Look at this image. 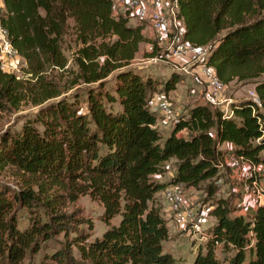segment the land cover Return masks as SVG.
Segmentation results:
<instances>
[{
	"label": "trees",
	"instance_id": "obj_1",
	"mask_svg": "<svg viewBox=\"0 0 264 264\" xmlns=\"http://www.w3.org/2000/svg\"><path fill=\"white\" fill-rule=\"evenodd\" d=\"M1 1L0 23L31 75L44 66L64 67L60 42L69 20L81 42L76 60L87 85L86 111L77 93L45 102L56 96L47 95L34 100L38 110L23 117L18 129L0 133V166L43 180L37 182L43 193L53 189L48 202L62 191L71 201L89 195L103 206L107 227L100 236L74 238L78 259L70 249L51 256L58 264H176L164 250L169 230L155 195L172 183L197 186L214 177L228 152L221 148L225 142L233 144L235 154L264 163V79L255 82L259 103L251 98L231 102V117L195 103L164 137L148 105L153 82L131 64L147 41L143 27L123 14L112 15V0ZM177 2L183 39L210 46L206 64L224 84L264 73V14L253 0ZM178 79L172 73L165 90ZM28 92L32 87L0 67V111L19 107ZM172 157L176 170L170 180H162L163 163ZM29 185L12 194L0 186V264H23L28 250L37 252L42 242L65 231L56 213L48 220L33 216L19 229L12 208L17 202L31 208L38 192ZM211 206L214 222L192 264H264V205L245 216L232 214L240 209L223 198ZM115 216L118 223L110 224ZM219 246L227 253L222 259L215 254Z\"/></svg>",
	"mask_w": 264,
	"mask_h": 264
},
{
	"label": "rangeland",
	"instance_id": "obj_2",
	"mask_svg": "<svg viewBox=\"0 0 264 264\" xmlns=\"http://www.w3.org/2000/svg\"><path fill=\"white\" fill-rule=\"evenodd\" d=\"M253 1L255 9L264 14V8H262L264 0ZM256 16L257 14L247 16V22L254 20ZM68 22L69 25L65 29L60 42L61 51L66 59L64 67L44 66L41 72L31 75L30 72L26 71V62L20 55L14 56L12 60L0 63L2 70L15 74L24 84L32 87V93L28 92L25 99L19 103V107L9 106L6 110L0 111V133L18 129L23 117L38 110L39 106L34 103V100L47 95L55 94L56 96L47 97L45 102L77 93L79 96L78 105L81 111H86L85 89L87 85L79 77L80 68L76 60L81 42L77 37L72 21L69 20ZM130 24L134 23L131 21ZM143 31L147 41L140 43L131 64L140 71L143 77H149L153 82L154 89L151 95L154 105L151 108L157 116L156 125L158 130L165 137L174 126V123L172 118H169L160 108L159 103L162 101L170 102L172 116L179 118L185 116L192 105L203 102L202 95L207 91V86L201 67L197 63L206 62L207 57L200 58L195 63L187 57L172 56L168 58L164 56L163 50L166 43L161 42L150 28L145 27ZM225 31H221L217 37H220ZM150 46H152V49ZM177 58H183L184 60L180 62ZM172 73H176L179 79L173 89L166 91L164 83ZM263 79L264 73L254 79L235 78L225 83L223 90L214 92V96L231 98V102L252 97L258 99L255 93V82ZM220 106L225 109L227 103L222 102ZM184 134V131L179 132L180 136ZM261 154L264 155V151ZM163 167L164 173L159 178L170 180L176 170V159L172 157L165 161ZM261 167L263 168L261 169L263 170L262 175H259L260 172L258 171L257 178L261 179L264 185V163L261 164ZM38 181L43 182L41 179L19 172L10 165L0 166V186H6L11 194L28 190L29 184V188L38 192L31 208L18 202L12 208L19 229L27 227L33 216H39L41 220H48L49 213H56L61 216L59 221L62 222L61 226L65 228V231L55 233L50 239L42 242L37 252L28 250L23 259V264H58L51 255L57 251L66 252L68 249H70L72 256L78 259L79 255L74 238L79 235H90V238L100 236L107 227V223L103 221L102 204L89 195H80L76 200L71 201L65 197L62 191H58L53 201L48 202L53 189L47 187L43 193L38 186ZM241 186L242 182L237 170L225 163L219 168L214 177L199 182L197 186H184L187 201L186 208L190 210V216L187 218L188 223L179 225L163 216L167 220L169 230V237L163 242L164 250L174 256L176 264H192L198 249L206 242L207 229L214 222V218L210 215V206L217 198H223L228 201L232 209L236 210L235 201L239 198ZM155 196L162 206L164 203L163 190L158 191ZM52 204L55 205L54 209L48 210L47 207ZM205 210L207 211L206 219L197 229L190 228L191 218L197 217L201 211ZM62 216L64 217L62 218ZM119 218V216H115L110 220V224L118 223ZM69 245H71L70 248ZM215 254L222 259L227 253L219 246L216 248Z\"/></svg>",
	"mask_w": 264,
	"mask_h": 264
},
{
	"label": "built area",
	"instance_id": "obj_3",
	"mask_svg": "<svg viewBox=\"0 0 264 264\" xmlns=\"http://www.w3.org/2000/svg\"><path fill=\"white\" fill-rule=\"evenodd\" d=\"M178 10L177 0H112L111 4L112 15H125L129 22L132 21L135 25L142 26L143 29L150 28L161 42H165L164 56L168 58L172 56L187 57L193 60V63L198 62L200 58L208 56L210 46L208 44H192L183 39L184 24L178 15ZM1 13L2 10H0V15ZM150 48L152 49V46ZM14 56H19V54L12 46L5 28L0 23V63L12 60ZM197 64L201 67L207 86V91L202 95L203 103L220 109L224 117H231L233 115V109L230 107L232 99L214 96V92L223 90L225 84L219 79L213 67L207 65L206 62ZM152 98L148 101L150 108L154 105ZM251 99L259 103L256 98L252 97ZM222 102L227 103L225 109L220 106ZM159 105L165 114L172 118L175 125L179 118L172 116L170 102L162 101ZM224 163L237 170L242 182L239 198L235 201L236 208L240 210L246 208L247 200H251L254 206L264 205V187L261 186L257 178V164L233 151L227 152L223 159L218 161V168L222 167ZM163 195L164 203L161 209L163 216L179 225L188 223L187 218L190 216V210L186 208L184 184L180 182L170 184L163 189ZM206 212V210L201 211L197 217L191 218L190 228L197 229L206 219Z\"/></svg>",
	"mask_w": 264,
	"mask_h": 264
},
{
	"label": "crops",
	"instance_id": "obj_4",
	"mask_svg": "<svg viewBox=\"0 0 264 264\" xmlns=\"http://www.w3.org/2000/svg\"><path fill=\"white\" fill-rule=\"evenodd\" d=\"M0 5L3 7V3H2L1 0H0ZM143 33H144V31H143ZM177 60L181 62V61H183L184 59H183V58H179V59L177 58ZM222 147H223V149H227V151H229V150H230V151H233V149H234L233 144L230 143V142H225V143H223V145L221 146V148H222ZM261 164H262V163L257 164V170L260 172L259 175H262L261 172L263 171V170H261V169H263V168L261 167ZM259 182H260L261 186L264 187V185H263L261 179H259ZM157 193H158V192H157ZM157 193H156V195H157ZM210 208H212V206H210ZM255 208H256V206H254V205L252 204L251 200H247V202H246V208L241 209V210H236V211H234V215H243V216H245L247 213H251Z\"/></svg>",
	"mask_w": 264,
	"mask_h": 264
}]
</instances>
